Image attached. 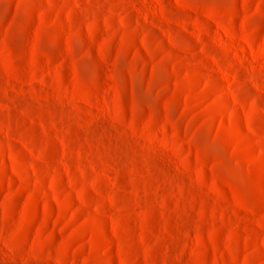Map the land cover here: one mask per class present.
<instances>
[{
  "label": "rangeland",
  "instance_id": "1",
  "mask_svg": "<svg viewBox=\"0 0 264 264\" xmlns=\"http://www.w3.org/2000/svg\"><path fill=\"white\" fill-rule=\"evenodd\" d=\"M0 264H264V0H0Z\"/></svg>",
  "mask_w": 264,
  "mask_h": 264
}]
</instances>
